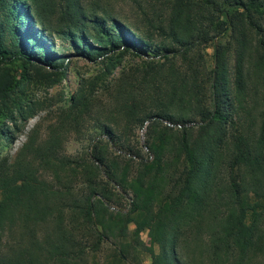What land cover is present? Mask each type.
<instances>
[{"label": "trees", "instance_id": "trees-1", "mask_svg": "<svg viewBox=\"0 0 264 264\" xmlns=\"http://www.w3.org/2000/svg\"><path fill=\"white\" fill-rule=\"evenodd\" d=\"M137 8L0 0V140L33 114V82L66 76L71 54L46 38L101 61L43 138L0 155V264H129L144 247L129 223L151 216L150 264H264V0ZM87 120L89 150L64 154Z\"/></svg>", "mask_w": 264, "mask_h": 264}, {"label": "rangeland", "instance_id": "rangeland-1", "mask_svg": "<svg viewBox=\"0 0 264 264\" xmlns=\"http://www.w3.org/2000/svg\"><path fill=\"white\" fill-rule=\"evenodd\" d=\"M109 5L116 15L127 21H131L138 15V1L142 0H103ZM47 43H52L53 47L60 54L70 53L69 65L67 67L66 76L59 82L48 85L45 81L33 82L30 85L28 97H31L35 103L34 112L29 118L24 120H18L16 126L18 129L15 132V137L10 141L7 138L0 140V155L9 153L14 155L22 143L28 138L30 134H34L37 138H43L48 133L49 125L56 122L58 119V113L60 107L68 103V97L73 93L81 78L89 77L97 72L100 66V58L96 60L85 59L80 55H76L72 48L66 45L61 46V41L57 37L46 38ZM63 49V50H61ZM206 50L211 53L213 50L212 45H208ZM133 56L126 55L124 58L125 62L131 61ZM119 68L115 69V73L118 72ZM12 129H15V125L12 121L7 122ZM146 123V122H145ZM145 123L135 128L134 134L131 139L133 142L138 141L143 148L146 140V126ZM80 132L67 131L63 134V147L62 152L67 155L77 156L84 154L91 143L93 142L92 137L99 134V130L95 127L92 120H87L81 127ZM34 130V131H33ZM102 136H104L102 134ZM143 144V145H142ZM112 145V143H110ZM114 147V145H112ZM147 147V146H146ZM46 177L50 179V174H46ZM80 189V188H79ZM121 202L124 204L126 198L129 197V193L123 192ZM152 216L144 221V223H129V232L126 238L123 239L129 244L135 243L133 235L138 234L140 239L143 241L144 247L139 249L138 256H128L129 264H150V255L148 249L150 246V235L152 232L151 228ZM110 243L111 239L108 238ZM111 244L103 243V248L100 250L99 258H103L108 255L111 251ZM132 252V250H131ZM135 253V251L133 252ZM139 257L141 260L139 261Z\"/></svg>", "mask_w": 264, "mask_h": 264}, {"label": "water", "instance_id": "water-1", "mask_svg": "<svg viewBox=\"0 0 264 264\" xmlns=\"http://www.w3.org/2000/svg\"><path fill=\"white\" fill-rule=\"evenodd\" d=\"M143 145V144H142ZM145 148H147L145 145H144Z\"/></svg>", "mask_w": 264, "mask_h": 264}]
</instances>
